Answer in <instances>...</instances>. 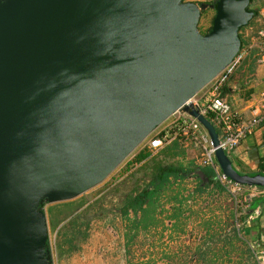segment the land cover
I'll list each match as a JSON object with an SVG mask.
<instances>
[{
	"label": "water",
	"instance_id": "obj_1",
	"mask_svg": "<svg viewBox=\"0 0 264 264\" xmlns=\"http://www.w3.org/2000/svg\"><path fill=\"white\" fill-rule=\"evenodd\" d=\"M251 0H0V264H55L47 204L102 183L176 111L217 133L189 101L229 66ZM215 11L206 34L201 12ZM223 176L243 175L223 150Z\"/></svg>",
	"mask_w": 264,
	"mask_h": 264
},
{
	"label": "rangeland",
	"instance_id": "obj_2",
	"mask_svg": "<svg viewBox=\"0 0 264 264\" xmlns=\"http://www.w3.org/2000/svg\"><path fill=\"white\" fill-rule=\"evenodd\" d=\"M185 1L210 5L214 0ZM250 8H256L258 16L261 0L251 2ZM214 14L210 8L201 12L198 22L201 34L211 27ZM180 146L182 152L177 160L183 164H195L196 152ZM141 150L142 144L102 183L72 200L75 205L92 206L90 213L100 216L92 218L88 238L79 245V250L61 258L66 264H258L245 236L243 217L247 204L243 199L246 193H231L218 184L202 187L204 191L199 192V181L184 179H170L163 192L155 198L150 218L157 222V226L147 234L136 235L127 254L125 235L129 223L118 215L117 210L124 194L135 186V179L130 174L137 167L133 170L128 163ZM139 176L141 173L135 178ZM52 205L55 204L43 207L51 241L56 237V230L48 223L47 211ZM55 257L53 261L56 264L60 260L56 250Z\"/></svg>",
	"mask_w": 264,
	"mask_h": 264
},
{
	"label": "built area",
	"instance_id": "obj_3",
	"mask_svg": "<svg viewBox=\"0 0 264 264\" xmlns=\"http://www.w3.org/2000/svg\"><path fill=\"white\" fill-rule=\"evenodd\" d=\"M256 46L264 58V29L257 33ZM245 57L246 52L240 50L233 62L189 101L191 107L214 127L219 140L218 147H213L208 132L196 117L182 111H176L142 142V148L152 155L174 142L180 143L183 147L191 148L196 152L195 165L197 170L184 181H198V178L202 177L199 169L209 168L213 172V184H218L231 193L237 191L246 193L243 201L247 204L251 195L259 193L264 188L232 183L221 173L215 156V151L218 148L229 156L242 140L259 127L264 126V95L251 108L250 116L245 117L231 109L224 94L225 86ZM247 187L248 191H244V188ZM48 247L52 259L55 260V238L53 241L48 238ZM260 264H264V261L261 260Z\"/></svg>",
	"mask_w": 264,
	"mask_h": 264
},
{
	"label": "trees",
	"instance_id": "obj_4",
	"mask_svg": "<svg viewBox=\"0 0 264 264\" xmlns=\"http://www.w3.org/2000/svg\"><path fill=\"white\" fill-rule=\"evenodd\" d=\"M253 1L255 0H251ZM180 145L174 142L154 155L143 149L128 163V166L132 165L133 170L137 167L130 174L131 178L135 179V186L124 194L117 210L118 215L129 223L125 235L127 254L134 244L136 235L142 232L147 234L151 228L157 226V222L150 218L153 213L152 206L155 198L163 192L170 179H185L197 170L193 162L183 164L177 160L182 152ZM199 171L202 175L200 179L198 178L201 187L199 192H202L204 191L202 187L206 188L213 184V172L209 168H200ZM139 173L141 176L136 179ZM91 209L90 205L84 207L83 204L75 205L74 201H69L52 205L47 211L49 226L56 230L55 247L58 259L77 252L79 245L88 238L92 218L100 216L92 215ZM130 214L132 216H129ZM206 249L203 256L206 254Z\"/></svg>",
	"mask_w": 264,
	"mask_h": 264
},
{
	"label": "crops",
	"instance_id": "obj_5",
	"mask_svg": "<svg viewBox=\"0 0 264 264\" xmlns=\"http://www.w3.org/2000/svg\"><path fill=\"white\" fill-rule=\"evenodd\" d=\"M261 29H264V0H261L258 16L239 34L241 51L246 52V57L224 88L231 109L245 117L250 116L251 108L264 95V58L256 46ZM229 159L240 174L264 175V126L242 140L229 154ZM244 191H248V187ZM246 207L245 236L260 264L264 261V189L251 195ZM56 264H66V261L60 259Z\"/></svg>",
	"mask_w": 264,
	"mask_h": 264
}]
</instances>
